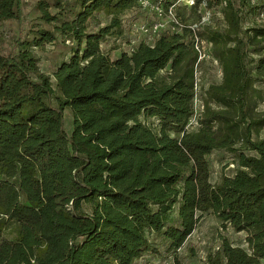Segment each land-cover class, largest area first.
I'll list each match as a JSON object with an SVG mask.
<instances>
[{"label":"trees","instance_id":"1","mask_svg":"<svg viewBox=\"0 0 264 264\" xmlns=\"http://www.w3.org/2000/svg\"><path fill=\"white\" fill-rule=\"evenodd\" d=\"M53 1L57 14L45 0L37 9L60 26L17 40L15 56L0 53V264H136L160 247L184 264L180 251L208 216L244 233L247 249L225 238L206 264H264V113L254 115L264 103V25L255 21L264 0H162L179 32L163 30L151 45L143 35L114 60L102 44L127 39L124 18L145 12L144 0ZM21 6L0 0V23L21 22ZM72 7L75 19L62 21ZM207 11L212 21L201 25ZM97 14L109 24L89 31ZM56 34L74 46L52 78L35 51ZM195 36L222 72L199 117L206 61ZM217 152L234 173L213 182Z\"/></svg>","mask_w":264,"mask_h":264},{"label":"rangeland","instance_id":"2","mask_svg":"<svg viewBox=\"0 0 264 264\" xmlns=\"http://www.w3.org/2000/svg\"><path fill=\"white\" fill-rule=\"evenodd\" d=\"M43 0H22L21 6V22L17 19L7 20L0 23V53L3 56L17 55L18 49L16 42L19 39L33 38V31L38 29L53 30L54 26H60V23L50 25L41 20V13L37 9L39 2ZM51 7L50 12L55 15L59 10L53 7V0H45ZM155 1V0H153ZM151 0V2L153 3ZM190 0H181L182 4H186ZM152 5H155L153 3ZM79 8L72 7L62 12V21H73L78 13ZM206 18L205 23H211L212 13L207 11L204 13ZM136 18L137 26L150 27L155 22H161L165 30H171L170 17L165 15L162 17L157 16L153 9H147L145 12H140L136 15L128 14L124 18L125 29L129 34L124 41H115L114 38H107L102 44V50L110 55L114 60L120 56L122 52H130L134 46H136L144 36L136 33L132 29L134 20ZM110 19L104 14H97L94 18L89 19L90 25L89 31H97L99 28L107 26ZM256 25H264V14L256 19ZM249 23L246 26H250L253 23ZM56 41L51 44H46L43 49H37L35 53L40 58L39 69L40 72L49 75L53 78L58 66L65 60L71 57V50L73 48L72 41H65L59 34H56ZM131 42L130 45L128 43ZM119 46V48H118ZM209 47V46H208ZM118 48V49H115ZM209 49V48H208ZM207 49V50H208ZM198 85L200 90L198 96L195 99L194 105L199 117L202 111V93L211 84H220L222 81V72L218 64H215L211 59H206V62L202 64V70L197 73ZM264 90V86L261 87ZM264 113V103L258 104L254 110V115ZM64 129L70 134L72 131V117L69 111L64 112ZM197 118L192 119L189 130L196 129ZM260 137L264 138V129L260 132ZM211 172L213 182L218 181L221 176H232L234 173L232 158L229 154L223 152H217L210 157ZM228 239L234 246H239L243 249H247L245 244V234L234 233L230 228L226 231L220 229V224L213 217L208 216L204 218L193 235L188 239L184 248L180 251V261L184 264H206L207 256L216 252L222 243L223 239ZM162 254L154 255L149 254L136 261V264H173V257L169 254H163L164 248H159Z\"/></svg>","mask_w":264,"mask_h":264},{"label":"built area","instance_id":"3","mask_svg":"<svg viewBox=\"0 0 264 264\" xmlns=\"http://www.w3.org/2000/svg\"><path fill=\"white\" fill-rule=\"evenodd\" d=\"M181 2V0H179ZM183 1V0H182ZM185 1V0H184ZM142 6L144 8L147 9H153L157 16L162 17V16H169L170 17V23H171V32L175 33V32H179V28L182 27V25L180 24L179 20L175 17V14L173 12V7L171 6L168 10V12L166 13L163 9V5H162V0H158L157 2H155V5H152L153 3L149 0H144L141 2ZM189 6L194 5V0H190L186 3ZM206 22V18H202L201 21V25L207 24ZM199 25H194L191 27V29H193L194 31H196V29H198ZM134 31L138 34H142L148 37L147 43L148 44H153V42L156 40V38L159 37L160 33L165 30L163 28V24L161 22H155L153 23V25H151L150 27H145V26H137V24H135L133 26ZM209 45L201 40L199 37L195 36L194 39V48L196 50V52L198 53L199 57H198V63L202 62V61H206V59H211L209 52H208V47ZM208 49V50H207ZM212 60V59H211ZM215 64H218L217 61L212 60Z\"/></svg>","mask_w":264,"mask_h":264}]
</instances>
